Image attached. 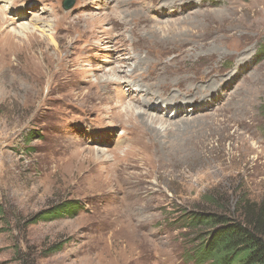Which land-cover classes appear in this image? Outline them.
<instances>
[{
  "label": "rangeland",
  "instance_id": "1",
  "mask_svg": "<svg viewBox=\"0 0 264 264\" xmlns=\"http://www.w3.org/2000/svg\"><path fill=\"white\" fill-rule=\"evenodd\" d=\"M73 1L0 0V264H202L213 228L191 218L264 203V0H135L153 20L135 25L115 0ZM175 81L211 87L207 107L158 110L137 87Z\"/></svg>",
  "mask_w": 264,
  "mask_h": 264
},
{
  "label": "trees",
  "instance_id": "2",
  "mask_svg": "<svg viewBox=\"0 0 264 264\" xmlns=\"http://www.w3.org/2000/svg\"><path fill=\"white\" fill-rule=\"evenodd\" d=\"M235 206L240 213L238 220L219 214H196L191 218L195 227L210 224L213 228L197 250L196 260L202 264H264V203L241 198ZM81 208L76 201L65 202L38 213L28 223L74 216Z\"/></svg>",
  "mask_w": 264,
  "mask_h": 264
},
{
  "label": "bare ground",
  "instance_id": "3",
  "mask_svg": "<svg viewBox=\"0 0 264 264\" xmlns=\"http://www.w3.org/2000/svg\"><path fill=\"white\" fill-rule=\"evenodd\" d=\"M6 1V0H5ZM164 1V0H163ZM171 1V0H170ZM194 1H197V0H175V3H172V5H175V4H177V6H184L185 4H193L194 3ZM131 2H135V0H115V3H118L117 5L121 8V9H125V10H122L121 12H124V16H126V17H128V18H130L131 19V15H134L136 18H134L133 20H132V25H135V23H137V21H140V20H142V19H150V21H149V24L153 21L152 20V16L150 17L149 16V14L146 12V14L145 13H143L144 11H142V10H140V9H138V8H135V7H131V6H133L134 5V3H131ZM172 2V1H171ZM202 2V5H205V6H207L206 4H204L203 3V1H201ZM162 3V2H161ZM194 4H196V3H194ZM166 5V4H165ZM209 5L210 6H213V4L212 3H209ZM233 5V3L230 1V0H224V4L222 5V6H230V7H233L232 6ZM150 7H152V5L150 4L149 5ZM161 7H163V6H161ZM197 8V7H196ZM222 8V7H221ZM123 15H121V16H123ZM19 19H22L21 18V16L20 17H18ZM17 19V18H16ZM108 20V19H107ZM106 20V21H107ZM121 20L123 21V24L124 23H126L127 21L125 20V17L123 18V17H121ZM158 20V19H157ZM105 21V22H106ZM5 23H7V20H5ZM147 23V22H146ZM0 24H1V20H0ZM144 24V23H143ZM148 24V25H149ZM156 24V23H155ZM152 25H153V23H152ZM23 29L24 30H29V28H26V27H23ZM129 52V51H128ZM153 53V52H152ZM153 55V54H152ZM129 59L130 60H133V56L134 55H131V52H129ZM161 56V55H160ZM159 56V57H160ZM164 55H162L161 56V59H163L162 57H163ZM140 57V55H138V56H134V59H138ZM147 58V57H146ZM128 59V60H129ZM173 59V58H172ZM145 61V60H144ZM143 60L142 61H140V63L138 64L137 62L135 63L136 65H140L142 62H144ZM162 61H164V63H169V62H165V60H162ZM163 67V66H162ZM160 68V67H159ZM153 69V68H152ZM161 71V70H160ZM157 73H159V72H157ZM156 73V74H157ZM205 75V74H204ZM211 75V72L210 73H208L207 75H205V77H203V79L204 78H206V77H209ZM145 76H147L148 77V75H145ZM150 77H151V75H150ZM210 79L212 78L211 76L209 77ZM150 79V78H149ZM134 80L135 79H129L128 77L127 78H121V77H119V76H117V75H112L110 78H108V79H106L105 80V82H103L102 84H103V86L104 87H108L110 84H120L121 83V85L122 84H127V86L128 87H130V86H132L133 87V82H134ZM208 81V83H211L212 84V80H208V79H206V82ZM231 81V80H230ZM139 82V81H138ZM142 82V81H141ZM204 82V81H203ZM227 82V81H226ZM174 84H170V85H167L166 87L167 88H162V89H159V92L158 93H156L155 95H157V96H155V95H153L152 94V92L151 91H148V89H144V87L142 86V85H138L137 87H138V89L140 90V91H142V92H144L145 94H147V95H149L150 97H149V100H154V101H157V106H155L154 108H157L158 110H159V108H160V105L158 104L159 102H163V103H165V104H170V105H174L176 108L178 107V106H180V102L181 103H183L182 101H184V102H190V101H192V104L194 105V107H193V109L194 110H196V113H198L197 112V110L198 109H202V108H204V107H207V106H202V107H200V105L201 104H198L197 105V103L196 102H194L195 100H201V96L203 95V90H208V89H210L211 87H209L208 89H205L206 87H198V84L195 82V81H192L191 83H189L188 85H184V84H182L180 81L179 82H173ZM198 83H200V82H198ZM207 83V84H208ZM209 85V84H208ZM122 87V86H121ZM131 88V87H130ZM132 89V88H131ZM198 90V91H197ZM129 91H132V90H129ZM137 92V91H136ZM154 92H155V90H154ZM208 95V94H207ZM157 97L159 98V100L157 99ZM163 97L165 98V99H163ZM190 97V98H189ZM119 98V97H118ZM172 99V101H170ZM199 100V101H200ZM174 101L176 102L175 104H174ZM147 104V99H145L144 101H143V103H142V106L143 105H146ZM121 106V105H120ZM122 107V106H121ZM156 110V109H155ZM176 111V115H177V113H178V109H175L174 110V112ZM121 112H122V114L123 115H125V116H127V117H143V116H148V118L147 119H144L147 123H148V120H150V121H152V122H150V123H154L155 121V119H157V117L156 116H151V114H148L147 113V111H145V110H142L141 108H140V110L137 108V107H135L134 105H132L131 103H129V102H127L126 103V105H125V107L124 108H122L121 109ZM175 115V116H176ZM170 116V115H169ZM224 123V122H223ZM226 123V122H225ZM224 125V124H223ZM151 126H152V124H151ZM151 128H153L154 129V131H156V130H158L157 128H154L153 126L151 127Z\"/></svg>",
  "mask_w": 264,
  "mask_h": 264
},
{
  "label": "water",
  "instance_id": "4",
  "mask_svg": "<svg viewBox=\"0 0 264 264\" xmlns=\"http://www.w3.org/2000/svg\"><path fill=\"white\" fill-rule=\"evenodd\" d=\"M64 4H65L64 8L68 9L74 4V1L73 0H65Z\"/></svg>",
  "mask_w": 264,
  "mask_h": 264
}]
</instances>
